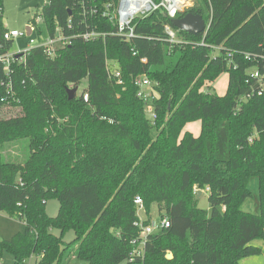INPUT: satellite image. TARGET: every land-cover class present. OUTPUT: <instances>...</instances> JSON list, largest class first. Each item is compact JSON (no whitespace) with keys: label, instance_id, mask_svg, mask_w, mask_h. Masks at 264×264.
<instances>
[{"label":"trees","instance_id":"trees-1","mask_svg":"<svg viewBox=\"0 0 264 264\" xmlns=\"http://www.w3.org/2000/svg\"><path fill=\"white\" fill-rule=\"evenodd\" d=\"M3 1L0 43L7 32ZM117 3L46 0L41 15L52 35L57 28L68 35L97 28L109 36L77 38L55 57L32 49L9 77L0 63V213L25 223L23 233L0 240V263L5 254L13 264L33 257L35 264H241L259 256L252 243L264 241V95L247 79L262 69L264 0H193L176 19L203 17L209 28L198 36L179 31L159 9L135 21L130 41L111 36L116 27L102 17ZM166 26L187 44L170 43ZM107 61L118 65L122 85L110 79ZM225 72L224 96L203 91ZM138 77L153 84L154 122L138 97ZM84 80L87 89L70 100L68 89ZM195 122L197 137L185 131ZM22 140L28 157L5 162L3 154ZM253 177L259 215L241 208ZM196 188L209 189L210 210L199 208ZM137 198L145 224L157 206L170 227L149 236L144 257L131 263L132 242L141 236ZM51 199L60 203L55 217L46 212ZM71 231L76 239L67 244Z\"/></svg>","mask_w":264,"mask_h":264},{"label":"built area","instance_id":"built-area-1","mask_svg":"<svg viewBox=\"0 0 264 264\" xmlns=\"http://www.w3.org/2000/svg\"><path fill=\"white\" fill-rule=\"evenodd\" d=\"M191 4V0H160L157 3L154 0H118L116 6L112 7L111 5L107 6L105 10H103L102 17L108 18L116 27V32L111 34V36L119 37L122 40L130 41L136 38L135 32V21L138 18H145L154 11L159 9H163L167 12L168 16L172 19H176L177 15L180 12H184L186 8ZM91 14H97V11L92 10ZM41 25L45 28V32L43 31ZM30 29V36H28L27 29ZM73 26L71 23L68 24L67 30H72ZM209 25H206V31H208ZM26 32H18L13 33L7 31L4 34V43H0V63L6 67L7 76L9 77L11 73V69L13 65H21L26 63V59L31 52L32 49L41 48L45 51V53L50 57H55L56 54L65 49L68 46H71L73 41L77 38L82 39L84 42H95L100 39H106L108 34L97 30L91 29L85 32L78 33L77 35H68L65 34V30L62 28H57L52 35L45 27L44 18L41 13L37 15L27 27ZM37 33L39 36L40 44L35 46L34 48H29L27 50H18L13 51L15 41L29 38V44L34 46L35 41L30 38L32 34ZM165 33L169 38V42L172 44H187L186 41L179 38L178 32L175 31L170 26L165 27ZM12 42V47L7 49L6 44ZM137 53H134L136 56ZM231 56H229L230 58ZM250 58V56H247ZM257 58V57H256ZM262 62V69H253L250 71L247 83L250 84L252 81H256L259 84L258 95H264V50L261 56L258 57ZM144 63H147V60H143ZM107 71L111 80H113L116 84L122 85L123 78L122 73L118 67V65L113 61H107ZM135 85L138 87V97L142 99L146 104V113L151 119V121L156 120V114L154 112V108L150 104L152 100L155 99V94L153 93V84L146 77H138L135 80ZM70 89H73L71 87ZM9 93L12 91L11 81L8 83ZM84 101L89 102V95L85 93ZM254 136L250 139L253 141ZM205 191L209 192V189ZM200 192L199 189H195V194ZM203 192V191H202ZM135 205L139 208L140 211H144V204L141 198H137L135 200ZM140 217V216H139ZM147 220L139 218V221L135 223V227L141 229L140 239L134 240L132 244L135 249L131 256V263H133L137 258H143L145 253V247L148 242L149 236L155 234L161 229H167L170 227V222L165 219H160L159 222L150 224H145Z\"/></svg>","mask_w":264,"mask_h":264},{"label":"rangeland","instance_id":"rangeland-1","mask_svg":"<svg viewBox=\"0 0 264 264\" xmlns=\"http://www.w3.org/2000/svg\"><path fill=\"white\" fill-rule=\"evenodd\" d=\"M46 4V0H4L3 1V11H4V26L5 29L9 32L18 33V32H26L27 27L31 21L41 13L42 9ZM193 5V0H191V4L188 6L190 8ZM186 8L184 11H186ZM175 20V19H174ZM43 31L45 32V28L41 25ZM35 41L34 46L29 44V38H24L15 41L13 51L18 50H27L29 48H34L40 44V39L37 33L32 34L30 37ZM228 80L229 74L225 72L220 76V78L213 82L207 83L203 89L204 92L211 89L213 93H216L218 96H224L227 92L228 88ZM88 87V81L84 80L77 92V95H81L84 90ZM186 131L191 132L196 137L200 135L201 132V122H195L188 124ZM19 143V147L17 149H10L3 154V158L5 162H15L20 163L27 158L29 155V143L28 140H22ZM249 189L251 191V197L248 198L241 205L242 211L254 215H259L261 212L260 208V188H259V179L257 177H253L250 179L248 183ZM202 197L199 199L198 206L203 210H210L209 204V192L203 191ZM60 208V203L58 199H51L47 202L46 212L50 217H55L58 214ZM139 216L148 220L149 217L145 214V211L139 210ZM160 221V215L157 209V206L152 207L151 211V222L157 223ZM25 231V223L18 219L12 218L7 213H0V240H10L14 236L23 233ZM55 235L59 236V231H55ZM76 239V235L73 231L66 234L64 241L68 244ZM255 247H260L262 249V253L259 256L251 257L244 259L241 264H264V241L256 240L252 243ZM169 254V253H168ZM31 261V262H30ZM29 263H36L38 259L33 257ZM14 258L10 254H5L4 259L0 264H13ZM83 264V263H80ZM126 264V263H123Z\"/></svg>","mask_w":264,"mask_h":264},{"label":"water","instance_id":"water-1","mask_svg":"<svg viewBox=\"0 0 264 264\" xmlns=\"http://www.w3.org/2000/svg\"><path fill=\"white\" fill-rule=\"evenodd\" d=\"M174 27H176L179 31H184L192 36H198L206 31V22L203 17L199 15L187 14L185 17L181 19H175L173 21ZM28 36H30L31 32L30 29H27ZM78 89H68L67 93L70 100H74L76 98ZM202 196V191H200L197 195V199L199 200ZM167 259H173V255L169 253L167 255Z\"/></svg>","mask_w":264,"mask_h":264},{"label":"crops","instance_id":"crops-1","mask_svg":"<svg viewBox=\"0 0 264 264\" xmlns=\"http://www.w3.org/2000/svg\"><path fill=\"white\" fill-rule=\"evenodd\" d=\"M185 129H186V128H185ZM185 131H186V130H185ZM194 136H195V135H194ZM195 137H196V136H195ZM202 193H203V192H202ZM202 195H203V194H202ZM201 197H202V196H201ZM201 197H200V198H201ZM30 262H31V261H30ZM29 264H34V263H29Z\"/></svg>","mask_w":264,"mask_h":264}]
</instances>
